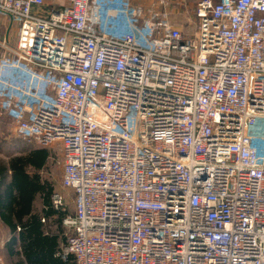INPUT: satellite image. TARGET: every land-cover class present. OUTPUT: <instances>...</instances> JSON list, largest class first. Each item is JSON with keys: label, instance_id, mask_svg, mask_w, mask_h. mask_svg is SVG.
I'll return each instance as SVG.
<instances>
[{"label": "built area", "instance_id": "built-area-1", "mask_svg": "<svg viewBox=\"0 0 264 264\" xmlns=\"http://www.w3.org/2000/svg\"><path fill=\"white\" fill-rule=\"evenodd\" d=\"M0 32V118L73 193L60 255L264 264V0H0Z\"/></svg>", "mask_w": 264, "mask_h": 264}, {"label": "trees", "instance_id": "trees-1", "mask_svg": "<svg viewBox=\"0 0 264 264\" xmlns=\"http://www.w3.org/2000/svg\"><path fill=\"white\" fill-rule=\"evenodd\" d=\"M50 157L49 150L36 148L0 161V222L10 235L6 252L18 264H75L72 256L60 255L64 213L53 209L54 185L41 175Z\"/></svg>", "mask_w": 264, "mask_h": 264}, {"label": "rangeland", "instance_id": "rangeland-1", "mask_svg": "<svg viewBox=\"0 0 264 264\" xmlns=\"http://www.w3.org/2000/svg\"><path fill=\"white\" fill-rule=\"evenodd\" d=\"M151 2V1H150ZM194 2H185L183 6L173 4L170 11L173 12L172 17L182 22L185 34H191L196 26V20L193 16ZM10 38L12 37V45L14 42V29L9 31ZM31 149H36V146L25 142L15 135L11 123L7 119L0 118V161L8 160L11 157L22 156L28 153ZM51 157L47 163L46 169L41 172L42 178L51 182L54 185L55 192L61 194L66 202L67 208L73 211V193L70 190L62 189L59 185L61 179V170L59 165V152L57 149L50 151ZM53 155V156H52ZM40 203L36 202V209H39ZM10 235L5 227L0 225V256L3 258L4 264H18L20 259L17 257H9L6 252V245ZM18 250L17 248L15 249Z\"/></svg>", "mask_w": 264, "mask_h": 264}, {"label": "crops", "instance_id": "crops-1", "mask_svg": "<svg viewBox=\"0 0 264 264\" xmlns=\"http://www.w3.org/2000/svg\"><path fill=\"white\" fill-rule=\"evenodd\" d=\"M150 1H152V0H133V2L135 3V4H139V5H141V6H148V4L150 3ZM172 14H173V12L172 11H170V17H171V21H172V23L175 25V26H177V27H180L182 30H185L184 29V27H183V25H182V22H180L179 20H177V19H175L174 17H172ZM3 36H5V32L3 33V32H0V38H2ZM1 56V55H0ZM0 225H2L1 224V222H0ZM3 226V225H2ZM64 229V228H63ZM65 230V229H64ZM64 236H65V234H64ZM64 243H65V241H64ZM63 243V244H64ZM3 259V258H2Z\"/></svg>", "mask_w": 264, "mask_h": 264}]
</instances>
